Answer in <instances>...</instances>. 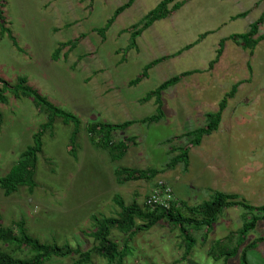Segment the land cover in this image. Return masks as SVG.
<instances>
[{"label":"rangeland","instance_id":"1","mask_svg":"<svg viewBox=\"0 0 264 264\" xmlns=\"http://www.w3.org/2000/svg\"><path fill=\"white\" fill-rule=\"evenodd\" d=\"M0 1L16 41L14 46L6 33L0 35V78L11 85L19 77L26 78L51 104L79 120L74 157L68 149L74 126L57 118L52 132L41 138L33 192L21 188L5 196L0 189L3 227L23 220L28 234L40 242L85 251L93 246V216L117 218L116 196L125 205L135 202L142 207L158 181L171 189L172 200L179 206L210 201L215 192L237 194L252 206L264 205V39L252 55L226 40L216 59L221 40L246 33L262 14L255 38L264 36V0H174L168 7L185 3L143 31L134 45L131 33L162 0H135L103 36L99 29L128 0ZM69 41H75L74 47L61 48L54 60L55 50ZM190 44L193 47L184 50ZM162 58L138 84H131L147 65ZM185 72L192 73L162 91V118L140 122L157 109L155 97L143 102L144 97ZM240 81L234 97L227 99L216 131L204 136L197 147L189 145V138H180L203 126L205 114L216 111L220 100ZM5 99L0 104V177L46 122L31 99L10 93ZM129 121L135 123L113 133V140L134 137L135 141L115 163L88 140L89 123ZM178 147L189 148L188 168L178 164L166 169L179 153ZM116 168L164 171L150 179L118 183ZM240 213L236 207L223 211L205 240L201 232L190 231L195 244L186 258L177 228L161 223L139 232L128 241L123 264H239L238 257L224 263L214 261L207 252L213 241L240 227ZM257 237H264V222L258 223L246 242ZM110 238L122 246L125 236L113 229ZM0 248L7 247L0 244ZM16 253L25 256L24 250ZM75 258L53 257L46 264H70ZM247 260L264 264V242L248 252ZM91 264L107 263L93 255Z\"/></svg>","mask_w":264,"mask_h":264},{"label":"trees","instance_id":"2","mask_svg":"<svg viewBox=\"0 0 264 264\" xmlns=\"http://www.w3.org/2000/svg\"><path fill=\"white\" fill-rule=\"evenodd\" d=\"M134 1L135 0H128L127 4L117 9L114 17L110 19L102 29H99L98 32L103 36L105 31L109 29L115 20V17L129 8ZM173 2L174 0L160 1L153 10L142 18L139 23L141 25L140 28L135 29L136 26L132 28L135 30L131 33V45H134L135 39L138 38L143 31L151 27L155 22L171 16L172 13L179 10L185 3L176 2L172 7H168ZM2 7L3 4L0 1V35L6 33L12 40L13 45L16 46V41L6 26L7 22L5 21ZM262 23L263 14L257 21L250 25L246 33L234 34L221 40L219 42L220 49L217 51L216 59H218L223 43L226 40H231L236 45L241 46L242 49L248 50L249 54L252 55L256 46L264 39L263 35L255 38L258 28ZM194 44L186 46L184 50L190 49ZM67 45H70L72 49L75 45V41L60 44V47L53 53L52 58L57 60L61 48ZM179 53L180 51L178 54ZM64 57H66V55H64ZM216 59L210 63V67L215 63ZM161 60H163V58L154 60L151 64L147 65L142 75L131 81V84H138L142 78L147 76V70L160 63ZM191 73L192 72H185L179 76H174L162 83L151 94H147L143 102L155 97L157 109L155 114L144 118L140 122L152 123L159 121L163 116L160 99L162 91L176 85L183 77ZM241 83L242 81L232 85L230 91L220 100L216 111L207 112L205 114V124L203 126L182 134L180 138H189V145L191 147H197L200 145L204 136L210 135L212 132L216 131L219 127L222 113L227 106V99L234 97ZM6 93H10L15 98L31 99L38 112L46 116V122L39 127L35 134H33L32 144L28 145L24 151L21 152L8 173L0 177V189L5 196H10L18 192L21 188H26L29 193H32L33 189L36 187L35 175L38 156L42 153V136L52 130L54 120L57 118L60 119L63 124L72 123L74 127L69 138L70 146H68V149L70 154L74 157L79 120L73 114L51 104L36 89L28 85L27 79L24 77H19L13 85L0 78V104L6 102ZM134 123L135 121L124 122L119 125L103 122L89 123L86 127L87 137L89 142L96 149L105 151L110 160L115 163L125 155L128 144L133 143L135 138L126 137L120 140H113V133L124 131ZM176 150H178L179 153L172 156L165 168L172 169L174 166L182 164L184 170H186L188 168L189 148L178 147ZM163 171L164 170L155 169L141 170L116 168L114 175L118 183H121L130 180L150 179ZM114 202L120 209L117 218L92 217L95 230L90 233V237L93 239V246L85 251H81L77 248L73 249L69 246H58L56 244L40 242L37 238L28 234L23 220L13 223L10 227H3L0 224V244L6 245L7 248L11 249V251H9L6 250L7 248H0V264H46L53 257L65 258L68 256L76 257L70 264H91L93 255L101 257L107 264H123L124 259L129 253L128 241L139 232L150 230L161 223H167L178 229L180 237L184 242L185 250L183 258H186L195 244V240L191 237L190 231L201 232V237L205 240L207 235L214 229V225L218 222L223 211L233 207L241 210L239 217L241 222L240 227L235 232H230L223 239L213 241L208 249L207 256L214 261L223 260L224 263L238 257L239 264H248V252L256 249L260 243L264 242V237H257L249 243L246 242L250 234L256 231L258 223L264 222V205L252 206L237 194L215 192L210 201L196 206L189 207L186 204L179 206L176 201H172L168 209L157 207L153 210L145 205V201L142 207L138 206L135 202L130 205H125L123 200L116 196L114 197ZM138 221L140 224H138ZM113 229L118 230L125 236L122 246H119L110 238ZM23 250L25 251V256L16 255V252H21Z\"/></svg>","mask_w":264,"mask_h":264},{"label":"built area","instance_id":"3","mask_svg":"<svg viewBox=\"0 0 264 264\" xmlns=\"http://www.w3.org/2000/svg\"><path fill=\"white\" fill-rule=\"evenodd\" d=\"M171 189L162 181H158L155 189L145 199V205L151 210L160 207L168 209L172 202Z\"/></svg>","mask_w":264,"mask_h":264}]
</instances>
